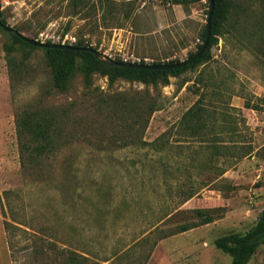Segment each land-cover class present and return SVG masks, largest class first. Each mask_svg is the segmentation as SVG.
<instances>
[{
  "label": "rangeland",
  "instance_id": "374dc122",
  "mask_svg": "<svg viewBox=\"0 0 264 264\" xmlns=\"http://www.w3.org/2000/svg\"><path fill=\"white\" fill-rule=\"evenodd\" d=\"M228 1L211 59L168 85L95 72L88 87L78 72L62 93L45 51L0 30V264H71V252L82 264H232L216 239L247 233L264 208V0ZM0 2L28 37L150 64L196 53L210 9V0ZM199 99L204 126L191 134L179 121ZM26 115L50 122L51 152L34 155L19 137ZM197 209H215L214 221L199 224ZM183 224L198 226L175 233ZM247 264H264V245Z\"/></svg>",
  "mask_w": 264,
  "mask_h": 264
},
{
  "label": "trees",
  "instance_id": "16d2710c",
  "mask_svg": "<svg viewBox=\"0 0 264 264\" xmlns=\"http://www.w3.org/2000/svg\"><path fill=\"white\" fill-rule=\"evenodd\" d=\"M172 1L174 3H187L198 0H163ZM215 8L212 17V34L209 40L208 46L202 55L196 58L194 61L186 64L180 68L174 69H139L129 67H113L100 62L92 51L88 50H75L69 48L60 47H40L30 45L23 41L18 36L11 34L13 41L31 50L42 48L45 51L46 62L52 71L53 86L59 92H67L73 85L74 79L78 72L84 76L86 86L90 87L93 83V75L95 72H100L102 75L109 76L110 82H114L118 78H125L132 81H141L145 84L168 85L170 83L171 75H178L189 69L196 67L197 65L207 62L211 59V49L218 43L219 36L224 22L228 18V12L230 8V1L228 0H214ZM76 7H80L85 4V0H73ZM0 25L1 31H6L3 26L8 24L7 18L1 13ZM17 29V28H16ZM206 29L203 32L202 38L205 42ZM19 30V29H18ZM7 32V31H6ZM9 33V32H8ZM46 43H52L47 41ZM203 44L200 45V48ZM75 46L90 47V45H83L77 43ZM92 47V46H91ZM7 60L9 67L14 74H21L23 71V62H19L14 55V45H10L6 48ZM194 54V53H193ZM191 54L190 56H192ZM121 61V60H119ZM181 61H172L165 63H175ZM146 63V62H142ZM163 62H154L153 64H162ZM249 107V104L247 105ZM157 109L156 105L149 107L150 113ZM206 107L201 104L199 99L194 106L185 112L179 124L183 129L191 134H195L202 126H204ZM18 134L19 137L24 140V143L31 150L34 155H45L54 149V140L51 134V125L48 120H34L30 116L21 117L18 121ZM193 197V194L189 196ZM201 222L199 224H209L214 221L215 209H197ZM198 224H183L175 233L186 232ZM216 246L223 250L225 253L232 256V264H247L254 256L260 246L264 245V208L257 220L256 224L245 234L231 233L221 236L215 241ZM80 258L87 260V257H82L78 254L68 255V261L71 264L79 262L82 264Z\"/></svg>",
  "mask_w": 264,
  "mask_h": 264
},
{
  "label": "water",
  "instance_id": "95a60500",
  "mask_svg": "<svg viewBox=\"0 0 264 264\" xmlns=\"http://www.w3.org/2000/svg\"><path fill=\"white\" fill-rule=\"evenodd\" d=\"M214 8H215V1L210 0V9H209V15L207 19L206 39L202 47L196 53L190 56L188 59L181 61V62H175V63H162V64L145 63L144 64V63L119 61L91 46L90 47H79V46L65 44V43L41 42L37 39L24 35L22 32H20L18 29L12 26L5 25L3 27L7 32L18 36L19 38H21L23 41L27 42L30 45L40 46V47H60V48H69V49H75V50L92 51L100 62L106 65H109V66H113V67H129V68H139V69H174V68L183 67L186 64L194 61L196 58L200 57L202 53L205 51L206 47L208 46L209 40L211 38V34H212L211 27H212V17L214 13ZM1 12H2V5L0 2V25H3L1 22Z\"/></svg>",
  "mask_w": 264,
  "mask_h": 264
},
{
  "label": "built area",
  "instance_id": "2783aa9c",
  "mask_svg": "<svg viewBox=\"0 0 264 264\" xmlns=\"http://www.w3.org/2000/svg\"><path fill=\"white\" fill-rule=\"evenodd\" d=\"M111 57V56H110Z\"/></svg>",
  "mask_w": 264,
  "mask_h": 264
}]
</instances>
